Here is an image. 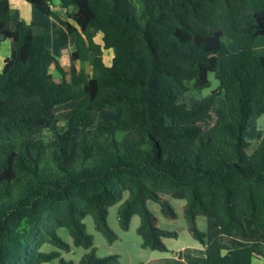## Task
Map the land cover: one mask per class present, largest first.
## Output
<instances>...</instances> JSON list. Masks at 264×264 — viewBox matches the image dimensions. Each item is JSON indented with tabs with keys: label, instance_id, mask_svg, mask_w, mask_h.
Listing matches in <instances>:
<instances>
[{
	"label": "trees",
	"instance_id": "16d2710c",
	"mask_svg": "<svg viewBox=\"0 0 264 264\" xmlns=\"http://www.w3.org/2000/svg\"><path fill=\"white\" fill-rule=\"evenodd\" d=\"M26 1L66 28L73 58L87 62L91 76L78 71L80 96L44 33L33 30L47 23L11 27L8 1L0 0V37L14 44L0 71V264H73L61 258L70 247L59 228L87 250L77 264H110L116 255H95L83 219L91 215L112 243L107 209L125 192L117 222L127 231L139 217L142 248L168 252L163 238L177 237L156 226L146 201L171 215L162 196L182 193L205 264L264 260V136L256 125L264 56L254 51L264 36V0H58L75 26L52 0ZM209 73L218 86L196 97L210 86ZM65 103L71 112L59 125L54 109ZM106 108H117L118 119L96 132V111ZM200 215L205 232L196 226ZM245 221L259 241H221L247 237Z\"/></svg>",
	"mask_w": 264,
	"mask_h": 264
},
{
	"label": "rangeland",
	"instance_id": "374dc122",
	"mask_svg": "<svg viewBox=\"0 0 264 264\" xmlns=\"http://www.w3.org/2000/svg\"><path fill=\"white\" fill-rule=\"evenodd\" d=\"M52 8L55 11L56 4L58 0H52ZM57 13V11H56ZM58 14V13H57ZM14 17L15 14L12 11L10 18V26H14ZM56 30V28H55ZM53 31L56 35L57 32ZM46 38V31L44 32ZM100 35L96 37V40ZM55 38V39H54ZM2 42V51L0 55L4 53V48L7 43H10L14 48L13 41L10 39H5L0 37ZM51 52L54 55L55 59L60 64V50L57 48L59 41L61 40L60 35H56L52 38ZM98 41V40H97ZM47 42H49V38H47ZM227 47L230 51H235V45L232 42H227ZM254 51L256 55L264 56V36L259 37L254 45ZM110 53V52H109ZM10 56V55H9ZM109 56L105 54L104 60L105 64L108 65L107 59ZM0 70L2 67V59H0ZM63 71L66 73V79L69 83L79 86L78 93L80 96H83L82 88L79 84V80L77 74L66 65H59ZM208 80L210 82V86L208 88L203 89L201 92L197 93L196 97H201L207 95L211 90H214L218 86V81L216 80L213 73L208 74ZM55 114L58 118V124L62 125L66 122L67 118L71 112V104L65 103L55 107ZM97 120L96 125L94 127L96 132H99V126L105 125L107 123L115 122L118 119V109L117 108H106L96 111ZM257 127L263 132L264 136V114L261 115L256 121ZM81 132H88L85 129H82ZM255 144L253 143L251 148L246 150V153H249L252 148H254ZM127 196L125 192L123 194L122 200H124ZM162 199L167 201L172 207V214L166 215L164 213L163 206L158 203L155 199L149 198L146 201V206L148 210L152 213L155 218V224L158 228L167 231H175L177 233L176 238H163V243L168 248V252H158L156 250H151L148 248H142L141 238L136 233V228L139 225V217L134 215L131 217L129 228L127 231H123L120 229L118 222L116 211L119 204L122 200L107 209V224L112 232H114L117 236V239L112 243L108 242L98 231L95 230L93 220L91 215H87L83 219V224L85 227L86 233L90 234L93 238V245L95 247V255L97 257H105L108 255H116V259L112 261L110 264H205V253L202 251V246L200 243L195 241L192 238L191 234L187 230V225L185 219L183 218L182 208L185 203L183 194H174V195H163ZM248 221H245L247 225ZM250 224V223H249ZM196 226L199 231L205 232L207 229V223L204 216L200 215L196 218ZM258 231V230H256ZM58 236L69 245L70 250L68 252L61 251V258L64 261H72L73 264H77L80 258L87 252V250L81 247H74L72 245V240L67 231L63 228H59L57 230ZM221 241L229 246H233L236 244H240L238 239L232 237L226 238L222 237ZM195 245L199 247L197 250L193 251L191 246ZM47 250L52 249L51 247L46 246ZM182 258V261L179 262L176 260V257ZM259 259V258H257ZM263 263V262H262ZM252 264H259L257 260Z\"/></svg>",
	"mask_w": 264,
	"mask_h": 264
},
{
	"label": "crops",
	"instance_id": "0c3cea01",
	"mask_svg": "<svg viewBox=\"0 0 264 264\" xmlns=\"http://www.w3.org/2000/svg\"><path fill=\"white\" fill-rule=\"evenodd\" d=\"M7 1L9 4V8L11 10V13L13 11L15 14V17H14L15 20L13 22L14 24L17 22H20V21L27 23V24L34 22V21L47 23V26H43V27L40 25H36L33 30H34V32L41 33V34H43L46 31L45 43H46V46L49 47L50 49H51L50 45H52V41H53L52 38L56 35L61 36V40L59 41V43L57 45V48L61 51L60 52V55H61L60 64L68 66L74 72V74H77V77H78V71L81 69H83L85 71L87 76H89V77L91 76V69L89 67V64L87 62H82L79 60H75L73 58V56H72L73 41L68 36L66 28L64 26H62L61 24H59V22L53 16H49V17L44 16L36 8L31 6L26 0H7ZM56 5L57 6L55 8L56 9L55 12L57 11L58 16L63 20H67V22L70 25L75 26L71 20L65 18V16H66L65 10L60 7L59 2ZM55 28H56V30H55ZM54 30H55V32H57L56 35H54L55 33H53ZM47 38H49V42H47ZM99 38H100V36H99ZM99 38L97 39L98 41H99ZM2 42L3 41L1 40L0 52L2 51ZM12 51H13L12 45L10 43H7V45H5V48L3 51L4 53H2L0 55V59H2V61L4 62V60L6 58H8L9 55H11ZM105 54L107 56H109L107 59V63L109 65L111 62V58H112V51L106 50L103 52V61L104 62H105V60H104ZM3 62H2V65H3ZM58 64H59V62H58ZM1 69H2V67H1ZM246 227H247L248 232H249V235L247 237H243L241 235L234 234L232 236V239L233 238L238 239V241L240 243L245 242V241H259L261 239L260 232L253 229L251 224L247 223ZM200 246H202V245L200 244ZM198 248L199 247H196L195 245L191 246V249L193 251H199V250H197ZM202 248H203L202 251L204 252V247L202 246ZM175 257H176V260H178L179 262L182 261L181 257H179V258H177V256H175ZM257 258H259V259H257ZM255 260H257V263H259V264H264V260L261 257L255 256L252 260V263L255 262ZM205 262H206V260H205ZM158 264H160V263H158Z\"/></svg>",
	"mask_w": 264,
	"mask_h": 264
}]
</instances>
